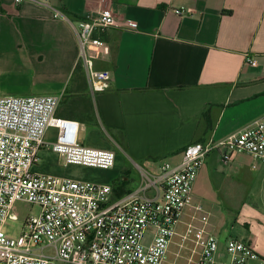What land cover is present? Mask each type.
Listing matches in <instances>:
<instances>
[{
  "label": "crops",
  "instance_id": "obj_1",
  "mask_svg": "<svg viewBox=\"0 0 264 264\" xmlns=\"http://www.w3.org/2000/svg\"><path fill=\"white\" fill-rule=\"evenodd\" d=\"M102 8L135 27L99 35L105 47L95 68L109 71L111 81L93 95L87 81L74 79L77 40L54 12L78 19ZM3 66L0 97L37 95V76L51 84L42 95L92 102L95 129L108 138L101 149L114 152L115 161L121 157L110 169V183H102L112 185L114 200L139 190L163 162L177 165L188 144L220 141L264 116V0H0V71ZM206 108L209 126L202 117ZM57 114L82 124L67 111ZM54 137L48 130L46 140ZM198 180L222 206L223 231L208 229L204 218L207 230L222 241L243 239L264 257V165L244 154L224 164L213 151L193 186ZM196 207L189 222L197 220ZM237 223L244 231L227 232Z\"/></svg>",
  "mask_w": 264,
  "mask_h": 264
},
{
  "label": "built area",
  "instance_id": "obj_2",
  "mask_svg": "<svg viewBox=\"0 0 264 264\" xmlns=\"http://www.w3.org/2000/svg\"><path fill=\"white\" fill-rule=\"evenodd\" d=\"M54 17L74 31L76 65L91 93L107 90L111 73L95 68L105 47L99 35L111 27L134 29L135 24H119L108 8L90 18L72 19L57 11ZM62 97L63 93L0 97V264H163L209 153L219 151L224 164L244 154L264 165L263 116L220 141L188 144L177 165L163 162L160 173L139 190L113 200L110 184L33 171L43 149L55 153L64 165L103 170L114 166V152L81 144V124L57 115ZM50 129L55 130L51 142L46 140ZM147 191L153 195L146 196ZM16 203L35 206L38 212L12 220ZM202 221L199 228L188 222L180 235V249L187 241L193 243L186 264H264V257L247 241H222Z\"/></svg>",
  "mask_w": 264,
  "mask_h": 264
},
{
  "label": "rangeland",
  "instance_id": "obj_3",
  "mask_svg": "<svg viewBox=\"0 0 264 264\" xmlns=\"http://www.w3.org/2000/svg\"><path fill=\"white\" fill-rule=\"evenodd\" d=\"M5 68L0 71V82H5ZM51 88V84L49 79L40 78L35 76L32 83V90L37 95H42L47 93V91ZM0 91L1 88H0ZM2 93V92H0ZM6 95V94H5ZM28 95V94H26ZM68 101L63 102L60 108H65L67 106ZM79 115L80 112H78ZM78 140L80 143L85 146L104 148L106 147V142L108 138L105 133L96 130L95 128H91L87 123L81 124ZM121 157L118 156L116 159V166L121 163ZM33 171L41 173V174H50L60 177H67L77 180L83 181H91V182H101V183H110V174L111 170H103L98 168L84 167L78 165H64L63 162L58 158V156L51 152L50 150L43 149L39 153V161L33 167ZM135 176L137 175L134 171H131ZM136 174V175H135ZM219 197H215L213 192L207 188L206 185H203L202 181H197L195 186H193L192 194H191V203L189 207L184 210V213L180 219V222L177 224L176 231L177 235L173 239L172 244L170 245L166 259L163 264H186V259L191 253V248L193 247V243L191 241L185 242V246L183 248H179V240L180 235L185 231L187 223L190 221V214L194 211V207H199V210L196 212L197 220L193 223V225L197 228L202 226V220L205 218L209 225L208 229L214 231H223L222 226L218 225L219 213L222 210V206L218 199ZM38 212V208L35 206H31L25 203H16L12 220L22 219L26 214H36ZM221 219V218H220ZM18 223H16V226ZM214 225V226H213ZM227 232H230L231 235H238L244 231L243 225L237 223L232 229L230 227L226 228ZM194 230V229H193ZM191 231V233L193 232ZM212 232V231H211ZM213 233V232H212ZM189 242V243H188ZM176 243V244H175ZM188 243V244H187Z\"/></svg>",
  "mask_w": 264,
  "mask_h": 264
},
{
  "label": "trees",
  "instance_id": "obj_4",
  "mask_svg": "<svg viewBox=\"0 0 264 264\" xmlns=\"http://www.w3.org/2000/svg\"><path fill=\"white\" fill-rule=\"evenodd\" d=\"M74 79L79 81L81 85L86 84V78L85 75L82 73V70L79 65H76L74 69ZM71 94V93H70ZM68 101L67 106L65 108H60L61 104L64 102ZM58 109L67 111L72 117L79 119V121L84 124L87 123L91 128H96L98 127L97 121H96V114H95V109L91 101H88L87 99L82 100H71L69 99V96L66 97L63 95L62 100L59 104ZM209 108H206L202 114V117L205 121L206 126L210 125V118H209ZM80 112L81 115L78 114ZM58 115V114H57ZM73 119V118H70ZM74 120V119H73Z\"/></svg>",
  "mask_w": 264,
  "mask_h": 264
}]
</instances>
